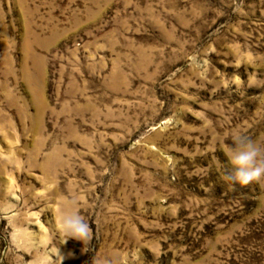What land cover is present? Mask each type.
<instances>
[{"label": "rangeland", "instance_id": "rangeland-1", "mask_svg": "<svg viewBox=\"0 0 264 264\" xmlns=\"http://www.w3.org/2000/svg\"><path fill=\"white\" fill-rule=\"evenodd\" d=\"M237 136L264 157V0H0V264H264Z\"/></svg>", "mask_w": 264, "mask_h": 264}, {"label": "clouds", "instance_id": "clouds-1", "mask_svg": "<svg viewBox=\"0 0 264 264\" xmlns=\"http://www.w3.org/2000/svg\"><path fill=\"white\" fill-rule=\"evenodd\" d=\"M235 143V149L229 154V161L235 169L230 178L241 186L259 182L264 178V157L261 156V148L243 136H237ZM61 231L68 239L80 242L90 241L92 238L90 225L78 214L64 216ZM68 239L62 243H66ZM62 260L61 256L60 264Z\"/></svg>", "mask_w": 264, "mask_h": 264}]
</instances>
